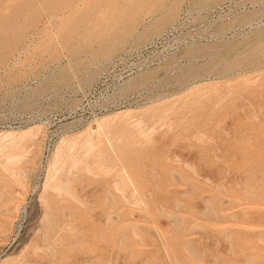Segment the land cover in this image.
<instances>
[{
	"label": "rangeland",
	"instance_id": "rangeland-1",
	"mask_svg": "<svg viewBox=\"0 0 264 264\" xmlns=\"http://www.w3.org/2000/svg\"><path fill=\"white\" fill-rule=\"evenodd\" d=\"M0 108V264H264V0H0Z\"/></svg>",
	"mask_w": 264,
	"mask_h": 264
},
{
	"label": "built area",
	"instance_id": "built-area-1",
	"mask_svg": "<svg viewBox=\"0 0 264 264\" xmlns=\"http://www.w3.org/2000/svg\"><path fill=\"white\" fill-rule=\"evenodd\" d=\"M40 77H35L32 80L35 82L39 80ZM107 109V106H101L100 110H94L91 114L86 116L84 122L99 116L103 113L104 110ZM41 118L42 116H36L34 110H19V111H5L3 108H0V130H5L8 128H21L24 127L31 122H33L34 118ZM65 118V116H64ZM48 120H44V124L46 126V131L43 137L42 142V153L39 160V172L43 174L49 164V159L53 153V150L58 143V141L68 135L70 132L82 126L84 122H74L73 124H66L62 127L59 132H55L52 128L51 123L47 122Z\"/></svg>",
	"mask_w": 264,
	"mask_h": 264
},
{
	"label": "bare ground",
	"instance_id": "bare-ground-1",
	"mask_svg": "<svg viewBox=\"0 0 264 264\" xmlns=\"http://www.w3.org/2000/svg\"><path fill=\"white\" fill-rule=\"evenodd\" d=\"M100 125H102L101 123H100ZM30 130V129H29ZM29 132H31V131H26L25 132V130H24V132L22 133L21 132V134H15V133H12V132H7V133H4V134H0V151H3V150H6L9 146H12L15 142H17V141H22V139H24L25 137H27L26 135H28L29 134ZM93 142V141H92ZM63 144V143H62ZM91 145H93L92 143L90 144V146ZM58 148H57V150H56V155H55V157H59V156H61V152H62V149H63V145H58L57 146ZM72 148V147H71ZM89 149V148H88ZM77 153V152H76ZM87 153V152H86ZM20 154L19 153H17V152H13V153H9V155H8V157H9V159L13 162H15V160L16 159H18V158H20ZM7 157V156H6ZM24 157V156H23ZM74 157H75V155H74ZM61 158V157H60ZM8 159V158H7ZM73 159V158H72ZM76 159V158H75ZM75 159H73V160H75ZM78 159V158H77ZM60 160V159H59ZM76 161V160H75ZM74 161V163H76L77 161L79 162V160H77L76 162ZM81 161V160H80ZM53 162L54 163H56L57 161H54L53 160ZM52 162V164H54ZM58 165V164H57ZM50 166H53V165H50ZM55 166H56V164H55ZM49 169V168H48ZM57 169V168H56ZM50 170V169H49ZM53 170H55V168L53 167ZM88 170V169H87ZM50 171H52V168H51V170ZM54 172V171H53ZM69 172V171H68ZM18 174V173H17ZM52 174V173H51ZM19 175V174H18ZM53 175V174H52ZM49 176H51V175H49ZM62 180H60V182H61ZM63 182V181H62ZM62 184H64V183H62ZM58 187V186H57Z\"/></svg>",
	"mask_w": 264,
	"mask_h": 264
}]
</instances>
